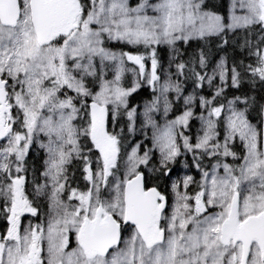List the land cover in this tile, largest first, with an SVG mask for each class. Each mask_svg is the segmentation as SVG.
I'll return each mask as SVG.
<instances>
[{"label":"snow or ice","instance_id":"1","mask_svg":"<svg viewBox=\"0 0 264 264\" xmlns=\"http://www.w3.org/2000/svg\"><path fill=\"white\" fill-rule=\"evenodd\" d=\"M245 81L264 86V0H0V264H264V104L228 98ZM182 156L199 181L162 190Z\"/></svg>","mask_w":264,"mask_h":264},{"label":"trees","instance_id":"2","mask_svg":"<svg viewBox=\"0 0 264 264\" xmlns=\"http://www.w3.org/2000/svg\"><path fill=\"white\" fill-rule=\"evenodd\" d=\"M206 3L208 4L209 10H216L221 14H224L227 11V0H206ZM123 47H124L123 45L117 44L114 46V50L119 51V50L123 49ZM211 47L213 49V57L217 58V57H221V56H226L229 59L230 63H231V60L234 56H236V58L239 59V56H237L239 49H237L236 52L234 53L232 50V47H228L227 51L218 50L216 48L215 44H212ZM164 49L165 48H162L159 51L158 55H159L162 63L164 64L165 68H167L169 54L165 53ZM141 51H143V50L141 49ZM186 86L190 87L191 84L189 83ZM263 87L264 86L260 85L259 82H257V84L255 86H253L250 83H248L247 81H245L242 84L240 91H238L236 89H230L228 97L231 98L233 95H240L241 91H244V92H247V94L249 96H254L256 98L257 103L260 104V102L262 101V97H260L258 100H257V98L262 94ZM148 99H150L148 89L141 87L140 89L137 90L136 93H133L132 96L129 97V103L131 105L140 104L142 101L148 100ZM252 114H254V116H255L256 113L252 112ZM172 117L173 116L170 115V118H172ZM118 131H120V128Z\"/></svg>","mask_w":264,"mask_h":264},{"label":"rangeland","instance_id":"3","mask_svg":"<svg viewBox=\"0 0 264 264\" xmlns=\"http://www.w3.org/2000/svg\"><path fill=\"white\" fill-rule=\"evenodd\" d=\"M167 52H168V50H167ZM149 66H150V62H149ZM130 67H132V66H130ZM128 75H130V78L129 79H127V76ZM108 78L111 79V75H109ZM131 81H132V75H131V73H128L125 76L124 83H125L126 86H129L131 84ZM205 88H208L207 85H205ZM144 105H145V103L139 106V112L140 113L143 112ZM181 106H182V102H181ZM132 107H137V106H132ZM157 119H160V117L158 116ZM142 120H143V116L141 115L139 117L138 121H137V125H136L137 131H136V133L134 135L133 134H129L131 136V138L136 137V136L137 137H140L139 138V141H137V142H140V141H143L144 140V136H143V134L140 131V121H142ZM195 125H196L195 126V130H194V132H192V135L193 136L195 135L196 130L198 128V122L195 123ZM111 129H112V125H111V123H109V130H111ZM149 135H150V130H149ZM188 157H190V159H191V156L190 155ZM180 158L182 159L181 163H179L178 166H176V165L174 166L176 170L172 173L171 179L168 180L169 190H170L171 181L174 180V179H176L177 177H183L185 174L195 176L197 181H199V179H200L199 175L196 173V171H195L194 168H192L193 169V172H192L191 171V168L189 169V168H185L184 167V157L182 156ZM193 186H196V185L194 184ZM169 201L171 202V195H169Z\"/></svg>","mask_w":264,"mask_h":264},{"label":"flooded vegetation","instance_id":"4","mask_svg":"<svg viewBox=\"0 0 264 264\" xmlns=\"http://www.w3.org/2000/svg\"><path fill=\"white\" fill-rule=\"evenodd\" d=\"M32 221H33V223H36L37 221H36V219L35 218H32ZM3 221H0V230H2L3 229ZM24 223L25 224H27L28 223V219H24ZM73 245H74V237H73Z\"/></svg>","mask_w":264,"mask_h":264}]
</instances>
